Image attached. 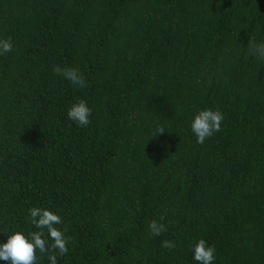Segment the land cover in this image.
<instances>
[{"label":"trees","instance_id":"trees-1","mask_svg":"<svg viewBox=\"0 0 264 264\" xmlns=\"http://www.w3.org/2000/svg\"><path fill=\"white\" fill-rule=\"evenodd\" d=\"M8 38L0 243L36 231L40 207L70 237L57 264H198L199 239L213 264H264V60L247 47L264 41V0H0ZM78 99L87 127L67 116ZM206 108L224 119L199 144L190 123Z\"/></svg>","mask_w":264,"mask_h":264},{"label":"clouds","instance_id":"clouds-1","mask_svg":"<svg viewBox=\"0 0 264 264\" xmlns=\"http://www.w3.org/2000/svg\"><path fill=\"white\" fill-rule=\"evenodd\" d=\"M250 56L264 60V41H249L247 45ZM12 50L11 39H0V55H4ZM53 71L73 86L78 88L87 87V81L83 73L75 67H61L56 65ZM92 110L88 107L84 99H78L67 109L68 118L75 122L78 127H87L91 120ZM223 114L217 109L206 108L194 114L190 127L196 137V142L203 144L214 132L220 131ZM163 128H158L156 133H163ZM155 133V134H156ZM28 219L36 231L28 233L27 237L20 231H11L7 235L5 243H0V260L7 264H37V250L41 256H47L49 264H57V256L66 255L69 251L68 243L70 237L65 235L67 227L63 229L56 227L62 223L61 217L46 208L32 207L28 210ZM165 217L161 216L163 221ZM153 236H160L167 231V227L152 220L148 225ZM46 230V232H45ZM47 235V239H45ZM51 241V243H49ZM161 246L167 249H175L173 241L163 240ZM193 259L198 264H213L215 260V248L208 245L204 239H199L190 245Z\"/></svg>","mask_w":264,"mask_h":264}]
</instances>
